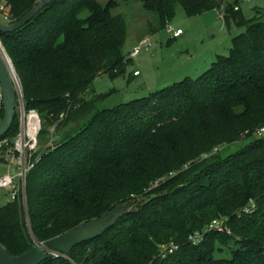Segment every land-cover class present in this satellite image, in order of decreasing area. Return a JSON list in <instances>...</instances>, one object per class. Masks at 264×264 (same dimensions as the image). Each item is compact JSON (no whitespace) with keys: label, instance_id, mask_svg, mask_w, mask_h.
Wrapping results in <instances>:
<instances>
[{"label":"trees","instance_id":"obj_1","mask_svg":"<svg viewBox=\"0 0 264 264\" xmlns=\"http://www.w3.org/2000/svg\"><path fill=\"white\" fill-rule=\"evenodd\" d=\"M40 1L0 0L9 8L6 24ZM178 5L189 17L226 6V24L246 31L197 80L111 110L96 111L99 99L86 94L99 76H123L131 62L115 2L56 0L22 29L0 33L25 109L42 120L41 142L54 126L57 133L75 126L41 150L27 175L26 205L20 193L0 207V244L11 256L136 202L102 236L42 264H264V136L257 134L264 129V14L248 20L227 0H144L156 17L150 31L170 25ZM0 111L3 119L1 92ZM18 133L17 115L4 139ZM253 137L222 157L225 146ZM217 220L230 233L210 230ZM229 242L231 258L218 259ZM171 244L179 250L163 257Z\"/></svg>","mask_w":264,"mask_h":264},{"label":"rangeland","instance_id":"obj_2","mask_svg":"<svg viewBox=\"0 0 264 264\" xmlns=\"http://www.w3.org/2000/svg\"><path fill=\"white\" fill-rule=\"evenodd\" d=\"M97 1L104 6L111 1L115 2L117 6L112 12L113 15L123 16L127 31L123 51L126 56L143 39H150L152 47L143 50L136 59L130 62L125 75L116 78H111L108 74L101 75L93 82L86 94V99H99L95 103L96 111L111 110L136 100L153 97L185 80H197L211 68L219 56L227 57L232 48L233 39L246 31V28L237 27L233 22L228 26L217 10L189 17L178 5L170 25L176 30L181 29L184 36L173 40L166 28L156 33L150 31V24L156 17L145 10L144 0ZM232 2L240 6L242 14L248 20L264 14V0H252L246 3L242 0H232ZM8 12L7 5L0 2L1 23L5 22L4 13ZM134 72H139L141 76L134 78ZM74 129V125H68L58 133L56 131L52 147ZM246 136L247 134L244 137ZM50 139L49 134L46 141L41 142L40 140L41 150L51 147ZM254 139V137L243 138L240 142L225 146L221 150L222 157L238 153ZM8 153L11 151L0 152V177L8 173V167L4 164ZM166 179L163 177L161 183ZM156 186L159 184L157 183ZM11 197L9 190H0V207L12 201ZM234 247V242H229L228 247H224L222 252L216 254V257L230 259V252Z\"/></svg>","mask_w":264,"mask_h":264},{"label":"water","instance_id":"obj_3","mask_svg":"<svg viewBox=\"0 0 264 264\" xmlns=\"http://www.w3.org/2000/svg\"><path fill=\"white\" fill-rule=\"evenodd\" d=\"M54 1L56 0H41L22 19L13 24L0 22V33H14L22 29L31 22L38 13ZM10 64L14 70V74H16L13 64L0 41V92L4 110V116L0 123V141L3 140L11 130L17 116L18 103H20L21 97H23L21 85L19 87L17 86ZM12 174L15 175V171H13ZM139 205L140 204L136 202L125 204L122 207L116 208L112 213L102 219L92 221L88 224H82L77 229L51 239L44 244L36 242L30 250L20 256H11L7 249L0 244V264H42L52 256L62 255L65 257L70 254L72 249L76 246L102 236L122 217L134 212L135 207Z\"/></svg>","mask_w":264,"mask_h":264},{"label":"built area","instance_id":"obj_4","mask_svg":"<svg viewBox=\"0 0 264 264\" xmlns=\"http://www.w3.org/2000/svg\"><path fill=\"white\" fill-rule=\"evenodd\" d=\"M229 3L234 5V11L238 12L241 10L240 6L232 2V0H227ZM244 3L250 2L252 0H242ZM217 13L221 18H225L226 6L217 10ZM5 21L9 20V13H4ZM170 38L175 40L180 38L184 32L181 29H175L171 25L166 27ZM152 47V42L150 39L146 38L141 40L138 45L128 54L127 61H132L136 59L143 50L150 49ZM135 77L139 76V72H134ZM2 100V98H1ZM3 102V101H2ZM17 115L19 117V133L13 139H3L0 141V152L3 149L11 151L7 154L4 164L8 167V173L0 177V190H9L11 192V199L15 201L18 195L21 193L23 202L26 205V184L27 175L35 169L36 165L41 161V147H40V135L43 130L42 120L37 113V111H27L23 102V97H21L20 103L17 106ZM0 122L1 111H0ZM57 127L54 126L49 129V134L51 137V147L53 146L54 136L56 134ZM264 129L257 131V134L262 135ZM15 171V175L12 172ZM210 230H217L220 232L227 231L230 233L224 221H214ZM192 240L196 243L199 238L193 237ZM179 250V247L171 244L169 246L162 247L161 253L163 257L172 255ZM62 256V255H56Z\"/></svg>","mask_w":264,"mask_h":264},{"label":"bare ground","instance_id":"obj_5","mask_svg":"<svg viewBox=\"0 0 264 264\" xmlns=\"http://www.w3.org/2000/svg\"><path fill=\"white\" fill-rule=\"evenodd\" d=\"M10 66H11V69L13 70V68H12V65L10 64ZM11 70V71H12ZM13 75H14V77H15V80H16V82H17V86L19 87L20 86V84H19V81H18V78L16 77V74H14V70H13Z\"/></svg>","mask_w":264,"mask_h":264},{"label":"crops","instance_id":"obj_6","mask_svg":"<svg viewBox=\"0 0 264 264\" xmlns=\"http://www.w3.org/2000/svg\"><path fill=\"white\" fill-rule=\"evenodd\" d=\"M4 23H6V21H5ZM182 36H184V34H183ZM182 36H181V37H182ZM181 37H180V38H181ZM178 39H179V38H178ZM133 74H134V73H133ZM140 76H141V74H140L139 76H137V77H134V75H133L134 78H138V77H140Z\"/></svg>","mask_w":264,"mask_h":264}]
</instances>
